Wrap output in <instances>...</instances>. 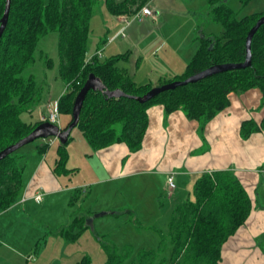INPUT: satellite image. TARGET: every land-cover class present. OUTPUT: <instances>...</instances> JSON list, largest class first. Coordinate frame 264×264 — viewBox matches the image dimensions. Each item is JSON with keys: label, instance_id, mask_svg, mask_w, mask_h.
<instances>
[{"label": "trees", "instance_id": "16d2710c", "mask_svg": "<svg viewBox=\"0 0 264 264\" xmlns=\"http://www.w3.org/2000/svg\"><path fill=\"white\" fill-rule=\"evenodd\" d=\"M97 0H11L7 25L0 37V150L26 136L37 124L25 122L21 113L39 100L41 87L34 75L25 70L35 60L39 39L58 32L59 75L66 89L57 100L59 113L68 114L63 128L72 121L73 100L90 73L98 77L109 91L120 89L125 96L109 97L103 91L90 89L84 100L76 126L90 146L96 150L116 142H125L130 151L141 147L147 127L146 109L161 104L166 113L182 109L191 119L207 121L229 104L228 94L257 87L264 97V23L251 39V62L245 68L231 69L206 76L194 82L159 92L147 102L140 103L130 96H141L153 87L150 83L136 84L117 66L127 53L111 55L104 60L93 56L86 61V45L90 18ZM215 21L223 26L219 35L201 31L199 45L183 72L158 85L183 80L213 64L243 62L245 39L249 29L264 12L236 17L226 0H208ZM246 5L251 0H238ZM147 0H104L112 15L132 16ZM6 0H0V18ZM46 64L50 59L45 58ZM264 131V117L257 125L252 120L241 125V135ZM65 143H59L56 170L65 171L68 153ZM48 144L38 146L40 152ZM13 152L0 160V212L12 206L23 190L22 166ZM69 171V170H67ZM192 200L186 199L172 209L166 223L173 243L174 260L184 254V264H217L221 246L246 220L251 199L231 170L201 173L194 181ZM130 211V210H129ZM87 217L74 215L69 226L59 233L75 240L87 227ZM77 230H73V226ZM103 264H122V256L105 245ZM151 251L145 250L138 264H153ZM153 254V253H152ZM76 264H90L83 256Z\"/></svg>", "mask_w": 264, "mask_h": 264}, {"label": "crops", "instance_id": "0c3cea01", "mask_svg": "<svg viewBox=\"0 0 264 264\" xmlns=\"http://www.w3.org/2000/svg\"><path fill=\"white\" fill-rule=\"evenodd\" d=\"M145 5L153 10L155 18L143 15L126 23L125 16L113 15V22L119 28L113 33V40L105 49H111L114 54L127 53L117 64H120L119 68L134 83L157 86L183 72L199 45V42H194L193 37L196 32L201 35L202 30L194 16L185 33L182 32L185 30L177 33L173 28L164 29L162 11L160 14L156 11V6L151 7L148 2ZM122 22L125 25L121 26ZM122 30L126 32L125 39L114 44L115 38L119 37L118 32L122 33ZM97 51H100L101 57V49H95ZM228 98L229 104L207 121L191 119L182 109L166 113L161 104L149 106L146 109V131L141 147L136 151H130L125 142H116L94 150L85 138L87 142H82L83 153L80 156L85 163H90L91 175L77 181L72 180L69 175L74 171H81L82 165L68 164L71 161L68 154L65 171H57L55 165L59 144L55 151L46 149L44 152L39 151L37 144L30 152L31 168L26 181L22 182L21 195L12 206L0 212V218L14 213L15 209L27 212L34 204L45 206L59 198L66 200L68 193L73 190L67 200L68 207L72 209L56 225L54 231L58 233L78 212L88 218L101 210L93 209L91 212L81 208L82 203L79 204L82 211L73 209L74 201L77 202L84 191L82 185L88 188L99 185L97 195L103 187L100 188V185L108 181L146 174L152 184L156 182V194L167 193L168 197L171 195L168 204L163 203L166 208L160 212L166 226L174 206L185 201L183 184L185 187L193 186L195 179L204 172L231 170L245 188L252 206L244 223L222 244L217 264H264V131L241 135L244 121L252 120L257 125L260 124L264 117V97L259 88L253 87L245 91L230 92ZM44 105L38 108L39 117L34 122L41 121L46 110ZM68 119V115L60 118L59 126L64 127L63 124ZM169 173H173L175 182V188L170 193L166 184V175ZM38 192L42 194V201L39 203L34 199V194ZM159 201L158 199V203ZM27 217L33 220L29 213ZM60 236L63 237L61 234ZM1 237V246L10 248L4 246L7 239L5 234ZM34 249L37 250V243ZM15 250L18 252V249Z\"/></svg>", "mask_w": 264, "mask_h": 264}, {"label": "rangeland", "instance_id": "374dc122", "mask_svg": "<svg viewBox=\"0 0 264 264\" xmlns=\"http://www.w3.org/2000/svg\"><path fill=\"white\" fill-rule=\"evenodd\" d=\"M147 2L151 4V7L156 6V11L160 14L162 11L164 29L173 28L177 33L185 30L182 31L185 33L188 26L192 24L194 16L204 34L219 35L223 31L221 23L212 17L210 11L212 4L208 0H147ZM226 3L235 11L237 18L254 12H264V0H251L246 5H241L238 0H226ZM113 18V15L107 11L104 0H97L90 18L86 56H91L95 49H101V60L114 55L115 52H111V49H105L113 40L111 36L119 28L113 22ZM131 18L132 16L128 17V19ZM136 22L139 23L138 20ZM123 25L125 22L121 23V26ZM124 31L118 32L119 37L115 36L114 44L125 39ZM138 36L140 39V31ZM198 36L199 32H196L193 37L196 43L199 41ZM58 41L59 33L53 31L42 36L36 45L35 60L25 70V74L34 75L37 84L41 87V92L39 100L30 107L31 110L29 112L24 110L21 113L23 120L34 122L39 117L37 110L42 107L40 105H46L49 100L57 101L66 89V84L59 75ZM137 42L138 40L135 43ZM47 57L50 59L48 65L45 61ZM117 65L119 67L120 64ZM43 113L45 114V111ZM65 115L68 114L60 112L59 119ZM69 137L70 140L65 145L71 159L68 164L82 165L81 171H74L69 175L72 180L77 181L90 176L92 168H89L90 163L88 161L85 163L80 156L83 153L82 142L87 141L78 126L72 128ZM37 144L39 146L48 144L47 151H55L59 139L54 136L37 138L13 152L12 155L18 157V165L23 167L22 182L26 181L30 172L32 163L30 152ZM150 180L148 175L138 174L108 181L100 185V188L103 187L97 195L99 185L89 188L82 185L84 191L79 200L74 201L73 209L81 210L83 207L91 212L93 209L101 210L92 213L91 221L86 222L87 227L73 241H67L60 236L59 232L54 231L56 225L63 218L65 219L69 210L72 209L68 207L67 200L73 190L68 193L66 200L59 198L45 206L44 204L31 205V209L27 212L15 209L12 215L10 213L3 215L0 218V233L3 237L4 234L5 238L7 237L4 246L10 248L1 246L3 240L0 235V264H76L83 256L89 257L90 264H103L106 260L105 245L113 246L117 250L122 256V264H138L139 257L145 250L153 253L150 252L153 264H184V254L178 256L176 260L172 259L173 243L163 224L164 219L160 215L166 208L164 204H168L171 195L169 194L168 197L167 193L156 194V182L153 180L155 183L152 184ZM192 187V185L185 187L183 184L184 200L193 199ZM80 203L83 204L81 208ZM163 205L165 207H162ZM99 212H105V214L95 217L94 215ZM27 213L33 220L27 217ZM9 227L11 228L8 229ZM77 228L76 225L73 226V230ZM35 243H37V250L34 249ZM15 249H18V252Z\"/></svg>", "mask_w": 264, "mask_h": 264}, {"label": "water", "instance_id": "95a60500", "mask_svg": "<svg viewBox=\"0 0 264 264\" xmlns=\"http://www.w3.org/2000/svg\"><path fill=\"white\" fill-rule=\"evenodd\" d=\"M10 1L11 0H6L4 12L2 14V17L0 18V37L3 34V31L5 30V27L7 25L8 15L10 10ZM263 23H264V15L260 16L256 20L255 24L249 29L245 39L246 55L243 62L213 64L193 75H190L189 77L183 80H174L161 85L153 86L141 96H130V97L136 99L140 103H144L155 97L161 91L173 89L177 86L184 85L189 82L197 81L199 79H202L209 75H213L218 72L231 70V69L245 68L249 66L251 62V49H250L251 39L254 33L259 28V26ZM90 89H95V90L97 89L103 91L109 97L125 96V94L120 89H115L111 91L107 90L105 88V85L101 82V80L98 77H96L94 74L90 73L73 100L72 112H71L72 121L67 125L66 128L60 127L48 121L40 122L26 136L2 148L0 150V160L5 158L7 155L11 154L12 152L16 151L23 145L37 138H47L50 136H54L59 139L60 143H65L69 137L72 128L75 127L78 123L83 100ZM104 214L105 212H99L96 213L94 216L97 217ZM91 219L92 218L89 217L88 220L86 219V222H90Z\"/></svg>", "mask_w": 264, "mask_h": 264}, {"label": "built area", "instance_id": "2783aa9c", "mask_svg": "<svg viewBox=\"0 0 264 264\" xmlns=\"http://www.w3.org/2000/svg\"><path fill=\"white\" fill-rule=\"evenodd\" d=\"M143 15H147L150 16L152 18H155V13L153 12V10L147 6L144 5L143 7H141V9L135 13L131 19H128L127 17L124 18L125 22L128 23L129 20L135 19V18H140ZM99 56L100 55V51L95 52V54L93 56ZM88 56L86 58L87 62H90V60L93 57ZM59 109H58V103L57 101H48L46 104V110H45V114H43L41 116V121H48L50 123L56 124L59 126ZM166 184H167V188L168 190L171 192L174 188H175V182H174V175L173 173H169L166 175ZM34 199L37 203L42 201V194L41 193H35L34 194Z\"/></svg>", "mask_w": 264, "mask_h": 264}, {"label": "bare ground", "instance_id": "6f19581e", "mask_svg": "<svg viewBox=\"0 0 264 264\" xmlns=\"http://www.w3.org/2000/svg\"><path fill=\"white\" fill-rule=\"evenodd\" d=\"M140 9H141V8H140ZM140 9H139V10H140ZM134 14H135V13H134ZM134 14H133V15H134ZM168 193H170V191H169V190H168Z\"/></svg>", "mask_w": 264, "mask_h": 264}]
</instances>
